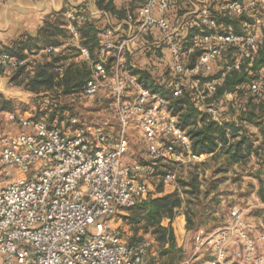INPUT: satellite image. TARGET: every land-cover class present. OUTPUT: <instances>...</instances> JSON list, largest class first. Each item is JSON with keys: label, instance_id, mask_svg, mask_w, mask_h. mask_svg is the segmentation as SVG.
Segmentation results:
<instances>
[{"label": "built area", "instance_id": "obj_1", "mask_svg": "<svg viewBox=\"0 0 264 264\" xmlns=\"http://www.w3.org/2000/svg\"><path fill=\"white\" fill-rule=\"evenodd\" d=\"M171 5V0H142L136 14L129 16L133 26L126 35L113 26L99 29L96 59L81 47L83 58L92 63L83 91L94 95L109 82L116 95V141L111 142L106 123L68 132L18 111L5 113L9 122L27 130L0 128V264H149L145 245H130L111 225L118 213L148 199L152 191L141 174L142 165L124 162L128 133L133 126L140 130L155 161H200L203 154L192 151L191 137L178 125L170 98L124 72L125 54L142 35L159 31L160 42L171 51L174 78L170 86L176 97L183 93V77L190 71L210 74L220 68L229 45L240 47L233 64L240 68L243 58L256 52L263 39L264 0H190L189 10L175 21L168 16ZM65 15L72 36L80 39L79 26L86 22V13L68 9ZM218 15H248L253 20L244 24L243 33H236L223 29ZM191 29L199 31L184 35ZM196 51L199 55L189 68L187 61ZM110 55L115 56L111 68ZM25 64L26 59L0 49V69L13 72ZM228 70L207 82L194 100L199 104L214 94ZM130 85L135 90L127 98ZM253 94H264V78L247 86L244 95ZM202 106L198 108L212 120H223L218 105ZM12 173L16 176L11 177ZM176 180V172L166 173L165 183ZM254 230L243 212L234 209L227 225L213 231L201 228L193 235V255L208 251L210 259L190 256L177 264H264V230L256 237ZM231 248L237 261L229 257Z\"/></svg>", "mask_w": 264, "mask_h": 264}, {"label": "crops", "instance_id": "obj_2", "mask_svg": "<svg viewBox=\"0 0 264 264\" xmlns=\"http://www.w3.org/2000/svg\"><path fill=\"white\" fill-rule=\"evenodd\" d=\"M98 1L7 0L4 3L0 2V49L9 51L17 57L19 54L24 55L22 59L27 60L28 68H33L37 63L51 60L54 56H61V63L65 65H68L72 61L85 60L81 54V47H85L83 40L81 37L80 39H75L72 36L65 15L66 11L68 9L83 11L87 16L86 22L93 23L97 29L114 25L113 27H116L121 35H126L133 26V23L129 20V16L135 15L142 3V0H139L141 1L139 5H136L138 0H113L116 9L123 13L120 16V12L118 14L111 12L104 6H100ZM190 7V0H173L168 11V16L175 21L176 17L185 13ZM59 15L61 16L59 17ZM189 34L190 30L184 32L186 36ZM160 41L161 36L159 31L154 30L151 33L142 35L136 43L130 46V51L126 53V58L123 59L122 65L124 71L127 72L126 74L135 78L136 82H139L138 78L128 71V64L135 68L148 70L154 77H156V72L159 78L165 73L170 76V70L173 67L171 51L169 47ZM148 50H152L153 53ZM35 56L38 57L33 61L31 58H35ZM114 61L115 56L110 55L109 67H111ZM190 62L191 57L187 61V64ZM9 73L11 72L7 69H0V84L4 83ZM216 73L214 75L212 73H210L212 75L202 73L205 78L201 90L202 82L198 83L199 79L194 81V85H192L193 98H196L200 92L204 91L207 82L221 76L214 77ZM207 78L212 79L205 80ZM159 81L165 82L166 80L159 79ZM222 83L223 81L219 85ZM130 87L133 91L135 90V85H130ZM0 89L2 90V88ZM133 91H129V94L133 93ZM212 96L213 94L201 99L199 104L203 106L212 104L208 101ZM230 98L231 96H226L227 100ZM195 103L197 106L199 105L196 101ZM219 107L221 111H224L223 120L220 123L233 122L239 128L234 138L231 136L230 130H228L230 141L247 136V139L253 143V150L249 151L245 161L230 162V154L225 153L223 148H219L214 153L203 154L200 161H195L199 162L201 168L206 164L210 166L205 171L203 169V171L195 173L201 179H205H203L201 189L207 190L209 187L211 190L210 197L213 203L209 220L213 221V224L209 226H216L214 227L215 230L227 225L231 221V212L234 209H240L243 212V218L255 226L253 236L256 237L259 231L264 230L261 228L263 226L261 212L264 210V129L262 130L261 124L242 117L241 110L243 108L233 111L228 103ZM8 111L0 110L2 121H5V123H9L5 115ZM259 121L262 122V119ZM11 123L16 124V122ZM17 125L20 126L19 123ZM195 174H192L188 178L183 177L182 179L188 180ZM207 179L211 181L209 184ZM234 184H237V187H234ZM222 186L223 189H221ZM178 187L180 188V185H177L176 182L166 183L164 185V192H159L156 195L172 192ZM151 189L153 191L155 187L152 186ZM170 223L174 228L176 236H178L177 226L180 228L182 226V241H184L182 248L186 250L189 245L190 233H195L196 231H187L184 207H182V210L179 211L172 222L169 218H164L162 221V224L165 226ZM209 226H202L200 229L202 228L207 231V227L209 228ZM185 234L188 236L186 240L183 239ZM153 237L156 240L155 234H153ZM140 239L138 241L127 242L135 246L139 243ZM233 252L234 249L231 248L229 257L233 258V261H237ZM198 254L205 255L206 252ZM211 257L212 254L208 252V257H203L202 260L210 259Z\"/></svg>", "mask_w": 264, "mask_h": 264}, {"label": "trees", "instance_id": "obj_3", "mask_svg": "<svg viewBox=\"0 0 264 264\" xmlns=\"http://www.w3.org/2000/svg\"><path fill=\"white\" fill-rule=\"evenodd\" d=\"M171 3H173V0H171ZM98 4L111 12L117 14L120 12L116 9L113 0H99ZM119 15L122 16L123 13L120 12ZM252 20L253 18L248 15L234 17L218 15V23L221 27L227 31L236 33H243L244 24ZM79 29L83 45L88 48L92 58L96 59L99 53V29L89 22L82 23ZM197 31L199 29H191L189 36L195 34ZM262 33L263 39L258 50L251 52L249 56H245L240 68L233 67L240 54V47L229 45L224 50L222 60L220 61L221 67L214 77L220 76L223 71L228 70L229 66L232 67L227 71L223 83L217 87V90L208 101L212 104H220L219 106L228 103L233 111L245 108V110H241V116L246 118V120L261 124L263 130L264 94H253L248 97L244 95L245 89L250 83L257 78H264V26ZM148 51L153 53L152 50ZM198 55L199 51H196L191 56V62L189 63L191 66L195 64ZM19 56L18 58H24L22 54H19ZM61 61V56H54L51 60L37 63L33 68H28V64L20 66L13 71L14 74L11 76V82L38 94L42 92L44 94H74L82 91L85 83L91 77L92 63L80 60L72 61L68 65H65ZM127 69L131 74L137 76L138 81L144 87L170 98V108L178 118V125L191 137L193 152L197 154H210L216 152L219 148H223L225 153L230 154V162L246 160L249 151L253 150V143L247 139V136L230 141L228 130H230L231 136L234 138L239 129L235 123H220L212 120L207 111L198 108L193 98V91L185 83L184 91L180 96L175 97L172 95L170 84L174 78L173 67L170 70L169 78L164 83L157 80L148 70L135 68L129 64L127 65ZM208 79L212 78L205 80ZM226 96H231V98L227 100ZM13 104V100L0 91V110H12ZM220 112L223 117L224 111L220 109ZM32 119L39 120L38 117ZM261 119L262 122L259 121ZM164 173L166 174L167 172L163 171L162 174L164 175ZM202 182L203 179L195 174L188 180L180 179V188L178 187L174 191L162 195H156L159 192H164L165 184L163 177L160 183L154 182L155 190H153L151 197L130 209L134 210L132 216H130V222L135 224L144 221L146 228L152 227V232L161 246L168 245L169 248L174 247L176 245L174 228L171 223L167 226L163 225L162 221L164 218H169L172 222L179 211L182 210V207H184L187 231H197L200 227L206 226L204 223L209 221L213 200L209 197V187L207 190L201 189ZM149 185L151 186L150 183ZM214 227L216 226L207 227V231H213ZM169 250L166 249L165 252Z\"/></svg>", "mask_w": 264, "mask_h": 264}, {"label": "rangeland", "instance_id": "obj_4", "mask_svg": "<svg viewBox=\"0 0 264 264\" xmlns=\"http://www.w3.org/2000/svg\"><path fill=\"white\" fill-rule=\"evenodd\" d=\"M140 3L141 1L138 0L136 5H139ZM149 36L151 37V35ZM36 57L38 56L31 59L34 61V59H37ZM124 58H126V54ZM188 66L189 68L192 67L190 64H188ZM218 70V67L215 68L212 74L214 75ZM124 72L127 73L126 71ZM13 74V72L7 74L8 78L5 79L3 84H0V88H2L0 91L8 98L12 99L14 103L13 109L9 111H18L30 118L38 117L39 119H44L46 122L64 128L68 132H74L75 130L82 128L86 129L89 127H98L99 125L106 123L104 126L110 134L111 142L116 141L117 131L119 128L117 115L118 102L116 95L112 92L109 82L102 86L94 95H88L83 90L74 94H38L13 84L11 82V76ZM155 76L157 80H167L169 78V74L167 73L162 74V79L157 76V72L155 73ZM204 78L205 76L200 71H190L188 76L183 77V82L190 90H193L192 85H194V81L199 79L200 82L198 81V83L202 82V87H200L201 90L203 88ZM131 87L129 90L132 92L133 89ZM131 96L132 94L130 93L127 98H130ZM17 124V122L16 124L11 122L5 123V121H2L0 115V128L2 130H27ZM128 138L129 148L124 156V162L128 165L141 164V174L144 177L147 176L146 178L151 184V187L154 186V182L160 183L163 180V177L165 178L166 174L164 173L163 175V171L176 172V184L179 185V180H182L183 177L188 178L192 174L201 172L203 169L205 171L210 168L208 164L201 168V166H199V162L195 161H186L182 163L169 158L155 161L150 155L147 142L141 136L140 130L135 126L130 129ZM15 176V173L11 174V177ZM207 182L209 184V182H211L210 179H207ZM164 184H166L165 181ZM234 187H237V184H234ZM221 189H223V186ZM152 194L153 191H151L148 198L151 197ZM133 211L134 210L130 209L121 211L112 219L111 225L112 228L120 233L128 242L138 241V239L141 238V240H139V244L145 245V259L149 264H177L179 261L190 256H199L201 259H203V257H208V251H206L205 255H193L195 252V243L193 240L194 233H190L188 248L186 250L182 248V244H184V241H182V226L181 228L177 226L178 236H176V245L174 247L169 248L168 245L161 246L157 240H154L152 227L146 228V223L144 221L135 224L130 222V216H132ZM261 215L263 219V226H261V228L264 229V210H262ZM212 222L213 221L209 220L205 222L204 225L209 226L213 224ZM187 237V234H185L183 239L186 240ZM166 249L170 250L165 252Z\"/></svg>", "mask_w": 264, "mask_h": 264}]
</instances>
